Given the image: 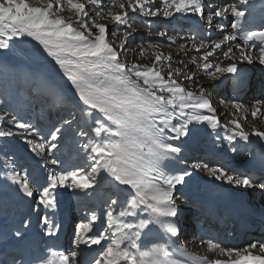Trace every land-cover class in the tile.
I'll use <instances>...</instances> for the list:
<instances>
[{"label":"snow or ice","instance_id":"6c2138e0","mask_svg":"<svg viewBox=\"0 0 264 264\" xmlns=\"http://www.w3.org/2000/svg\"><path fill=\"white\" fill-rule=\"evenodd\" d=\"M143 18H162L169 28L154 29ZM137 23L176 45V66L159 41L129 46ZM213 32L218 39H210ZM24 40L34 42L33 55L48 68L24 75L51 100L56 118L45 128L0 97V192L14 191L35 217L11 230L19 247L0 264H79L92 246L99 253L91 264H264V241L234 248L200 238L212 255L190 251L177 206L178 194L198 180L264 191V174L189 163L182 155L202 131L226 139L234 154L252 138L264 147V130L255 123H264V99L248 107L221 99L234 109L222 123L208 88L185 64L213 87L235 80L240 64L264 65V0H0V57ZM137 50L138 58L149 53L151 63L130 61ZM56 78L67 87L54 85ZM66 148L75 160L65 157ZM30 161L47 170L43 183ZM61 189L85 207L99 199L101 210L89 207L88 222L76 224L72 249L46 245V255L31 256L34 228L41 240L58 237L53 217Z\"/></svg>","mask_w":264,"mask_h":264},{"label":"rangeland","instance_id":"374dc122","mask_svg":"<svg viewBox=\"0 0 264 264\" xmlns=\"http://www.w3.org/2000/svg\"><path fill=\"white\" fill-rule=\"evenodd\" d=\"M160 0H156V3L159 4ZM147 21L148 24H151L154 29L163 30L169 28V24L161 23L160 20L162 18H143ZM176 19H180L177 17ZM137 27V32L134 33L132 37L129 38L130 47L135 48L137 44L143 43L147 45L149 41L156 42L159 41L163 47V51L167 54L169 52L173 55V66H176L179 57L177 56L176 45L172 47L167 46V42L163 38L156 37L155 35H149V31L147 28L142 27L139 23L134 25ZM177 28L181 27V25H175ZM111 30L112 25H109ZM170 35L173 33H169ZM177 43H182V41H177ZM32 43L28 40H24L22 42H17L13 46L12 54L6 57H0V97L6 98L8 102L12 105L15 109H21L22 115L25 118H30L33 122L39 123L43 125L45 128L51 126V122L55 121V112L51 109V100L44 94L43 91H37L35 81H30L26 79L25 75L32 70L36 73L46 74L48 72V68L44 66L43 62L38 60L32 53ZM183 56V54H180ZM189 55H195L194 52H190ZM149 53H145L144 57L138 58V50L136 54L129 55L128 59L130 61H135L142 64H150L151 59L148 58ZM32 59L34 61H32ZM185 64L187 65L188 69H191L193 73L196 74V77L204 82L205 85H209L207 87H213L212 83L207 80L205 75L201 70L196 68L194 65L188 62L185 59ZM50 67V66H49ZM187 70V69H186ZM54 85H60L63 87H67L63 84V82L56 78L53 81ZM186 86L195 87L194 85H187ZM220 82L217 81L215 87H220ZM223 87V88H222ZM228 86L222 85L220 89L224 91L227 89ZM210 88H208V91ZM211 92V91H210ZM216 93L211 92V100H213V107H217L220 109L219 115L225 114L226 112L230 113L234 111L231 107H227V105H222L220 103L218 96ZM227 102V101H226ZM216 109V108H215ZM227 115V113H226ZM225 117V116H224ZM231 119L233 118L230 116ZM257 122V121H256ZM243 123V122H242ZM256 126L257 123H256ZM23 151V149H21ZM192 154L195 155L192 159ZM192 154H185V158L188 160L189 163L192 162H202V158L200 154L192 153ZM64 155L66 158L75 160V156L72 154L69 148L64 150ZM31 170L36 175L40 181L43 183L44 179L47 174V170L41 171L42 165L37 164L35 161H30ZM252 189V188H247ZM103 191L107 192L109 189L106 187ZM60 193L58 198L61 200H67V204H69V231L66 236L65 246L67 247V251L72 249V240H73V233L76 224L80 222H88V215H89V207L93 208L96 211H99L101 208V201L98 199L89 207H85V203L79 201L75 196L71 195L67 190H58ZM68 192V193H67ZM69 195V196H68ZM68 196V198H67ZM0 198L3 200L2 207H0V233L4 235L6 233L5 229H9L13 223L20 222L24 218H28L30 220H35L34 216H29V209L27 204L22 201L23 203L22 208L11 206L13 200L8 191L0 192ZM259 199V198H258ZM254 199V203L259 205L264 204V196L261 197L259 200ZM71 207V208H70ZM183 208V207H181ZM33 218V219H32ZM54 219V218H53ZM188 233V232H187ZM9 260V259H8ZM7 260V261H8Z\"/></svg>","mask_w":264,"mask_h":264},{"label":"bare ground","instance_id":"6f19581e","mask_svg":"<svg viewBox=\"0 0 264 264\" xmlns=\"http://www.w3.org/2000/svg\"><path fill=\"white\" fill-rule=\"evenodd\" d=\"M218 38H219L218 36L214 37V39H218ZM32 43H34V42H32ZM32 61H34V60L32 59ZM241 67L248 68L249 64L248 63L240 64L239 69H241ZM232 80L233 79H231V78H229L228 80H225L223 83L220 84V87H207L209 85H206V87L210 88L209 90L212 93L214 92V93L218 94L221 86L224 85L225 82H229ZM253 82L254 81H252L251 79H250V82H248L247 85L249 87H251V92H248L246 94V96L244 95V92L246 90V87H245L243 89V91H241L238 94L232 95V93H231V98L233 97L235 100L242 102L245 106L246 105L250 106V104L254 100L264 99V85H263L264 81L261 83L262 84L261 86H263L262 88H260V85L258 83H256V85H255ZM212 103H213V101H212ZM219 111H220V109L216 108V114L220 117V120L222 123H227L229 120H231V117H230L231 115H228V114L226 115L223 113L220 116ZM225 112H226V110H225ZM249 120H251L250 115H249ZM242 122L244 123V121H241V123ZM255 123H257L258 128H260L261 130H264V123H261L260 121H257V122L255 121ZM246 127H248V126L246 125ZM220 134L222 137L224 136V132L222 130H221ZM206 143L210 145V148H208L210 151L205 150L203 148V144H206ZM255 145H256L255 144V138H252V142L247 146L246 149L238 150L234 154V153L229 151V145H228V141L226 139H222L221 141H216L214 139V134L208 135L207 131H202L199 134H197L196 136H194L191 140H189L186 145H184V151H183L182 155H185L186 153L187 154L197 153V154L201 155L200 157L203 160L202 162L208 163L210 166L219 165V166H222V167L229 169L233 172L245 173V174L250 173L254 176L253 164H252L251 160L253 158V149H254ZM194 156L195 155L192 154V159L194 158ZM227 188H229V186L220 185V182H216L215 184H212V183L206 182V180L205 181H199L198 180V181L194 182L193 184H191L189 187L183 189L182 192H180L178 194V198H177L178 204L177 205L179 206L180 204H186V205L190 204V206H195L197 204L198 199L206 197L210 192L214 191L215 189H218L217 193H219L220 195H223L224 191ZM243 189H246V188H243ZM250 194H251V197H253L256 200V199L264 196V191H261L258 188H252L250 190ZM191 195H194V196H191ZM63 197L61 198V200L58 198L59 206H58V210L55 214V216H56V222L55 223H57L59 225L65 219V215H66L67 200L63 199ZM184 200L186 202H184ZM255 205H257V203ZM191 218H192V220H194L198 223L203 221V218H200L199 215L194 214L191 216ZM191 224H193V223H191ZM195 225H197V224H195ZM200 225L202 227L206 226V224L204 226L203 222L200 223ZM97 227H99V225H95L94 229ZM221 228H222L221 226H216V227L214 226V227H212V229L208 228L207 231H206V228H204L203 231H199L198 228L193 229L192 231L194 232V234L198 235V239L203 238L205 241H207L208 239H213L214 241L219 242L223 246H227V247L242 248L244 245L248 244V242H246L245 240H241L237 237H235V239L231 240L232 242L223 241L220 234L218 233L221 230ZM189 229L190 228H188V230ZM187 231L183 230V233H187ZM183 233H182V235H183ZM154 236H156V235L154 234L152 236V239L154 238ZM156 237L157 238L153 239V240L159 239L158 236H156ZM255 237L258 241H264V236L261 234H256ZM4 239L6 240V243L0 244V253H2V254H0V260L7 261L15 253V251L12 250V246L15 244L16 245H18V244L14 238H10V233L7 237H4ZM239 242H241V244L238 246L237 244ZM47 246H50L56 250H63V251H65V248H66L63 245L61 247H59V242H57V238H55L54 240H49L47 243ZM33 247H36V246L33 244ZM190 251L196 252L200 255H209V256L212 255L211 253H209L207 251L206 245L201 246L199 243L196 244V246H194L192 248V250H190ZM98 253H99V246H92L91 249L81 253V257L78 258L79 264H91L92 259L95 256H97ZM42 254L46 255L45 247L39 248V249L37 247L35 252L29 253V255H31V256L42 255Z\"/></svg>","mask_w":264,"mask_h":264}]
</instances>
